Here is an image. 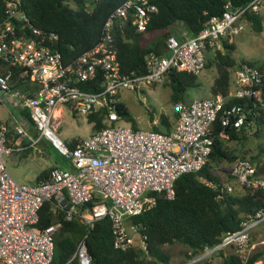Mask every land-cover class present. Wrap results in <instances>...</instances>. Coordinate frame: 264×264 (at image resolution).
Masks as SVG:
<instances>
[{"label": "built area", "instance_id": "2783aa9c", "mask_svg": "<svg viewBox=\"0 0 264 264\" xmlns=\"http://www.w3.org/2000/svg\"><path fill=\"white\" fill-rule=\"evenodd\" d=\"M263 8L264 0L235 8L228 3L223 15L210 19L197 35L189 37L182 31L180 36H169L167 55L148 53L146 72L138 74L122 71L115 30L122 33L124 24L132 18L133 26L143 32L157 11L150 0H125L104 22L100 40L75 56L57 49L58 34L32 25L21 0H8L0 16V103L16 99L29 113L35 133L16 125L10 139V125L0 120V264H53L54 235L62 221L42 230L36 228L46 201H52L54 212L62 213L65 221L76 220L92 227L96 221L110 218L114 247L122 251L132 247L135 237L127 229V219L154 208L160 193L174 199L177 179L205 166L217 119L224 128L240 129L253 113L252 108L232 101L250 99L255 105L264 104V67L241 63L233 72L227 96L177 104L179 117L168 132L118 126L121 91L140 92L168 82L172 69L200 76L207 51L221 50L223 40H231L244 28L245 15L258 14ZM16 70L17 79L26 81V92L13 88ZM33 82L39 87L31 91L27 86ZM64 105L71 115L89 116L103 110L107 126L69 147L55 125L56 109ZM18 136L22 139L16 144ZM25 137L28 143L23 142ZM43 140L62 153L74 170L55 168L47 179L35 184L16 181L5 157ZM230 171L240 186L264 187V176L248 159L234 161ZM228 190L233 187L228 186ZM263 221L264 209H260L241 229L227 232L216 248L183 264H193L225 247H235L246 263L256 248L253 230ZM132 230L144 246L142 234L135 226ZM66 264H92L86 236Z\"/></svg>", "mask_w": 264, "mask_h": 264}, {"label": "trees", "instance_id": "16d2710c", "mask_svg": "<svg viewBox=\"0 0 264 264\" xmlns=\"http://www.w3.org/2000/svg\"><path fill=\"white\" fill-rule=\"evenodd\" d=\"M7 1L0 0V16ZM124 1L21 0V4L34 27L58 34L57 49L66 56H75L91 49L100 40L104 22ZM150 1L157 6V11L143 32L137 31L133 26L132 18L124 24L122 33L119 32L121 30H115V44L123 72L145 73L147 54L155 52L166 55V39L169 36H180L182 31H186L189 37H193L210 19L221 17L228 3L235 8L247 5L252 0ZM244 21L255 31H263L259 14L247 13ZM177 25L183 27L179 32L175 29ZM223 43L225 51L215 50L213 58H206L205 68L215 65L217 70L212 97L229 94L233 72L244 63L238 62L234 57V44L225 41ZM2 70L3 68L0 71ZM18 75L19 71L16 70L13 88L26 91V81L18 80ZM168 77L166 83L172 88V102L175 105H187L188 102L183 99L184 94L188 89L199 86V76L172 69ZM232 103H242L247 108H252L253 113L248 115L245 124L240 129L224 128L217 119L211 131L214 139L212 151L205 166L197 172L185 173L177 179L174 199H168L160 193L154 208L128 220L144 237V246L136 237L133 246L128 250H118L113 244L114 233L110 218L96 221L92 227L76 220L65 221L62 213L54 212L52 201H46L39 211L36 228L42 230L58 220L62 221V226L54 235L53 264H66L74 254L78 242L85 236L92 264H171L167 247L176 243L186 248L187 260H196L204 255L207 249L216 248L227 232L241 229L245 221L260 209H264V187L240 186L229 191L228 186L236 182L231 171H228L227 178L214 173L215 166L225 161L250 160L244 153L233 156L225 143L247 140L246 133L252 128V123L255 120L258 125L264 122V111L260 103L255 105L250 99L234 100ZM119 114L121 117L129 116V111L123 103L120 105ZM25 115L27 122L33 125L27 111ZM87 120L92 125L93 133L107 126L103 110L90 114ZM162 122L168 125L165 116H162ZM153 129L162 131L158 126H153ZM78 140L66 143L69 147H74ZM55 168L57 167L53 166L43 170L37 176V182L47 179ZM213 254L222 257L221 264H257L259 258L264 255V250L256 247L246 263H243L235 247H231V251L226 255L223 249H216ZM208 258L193 264L207 261Z\"/></svg>", "mask_w": 264, "mask_h": 264}, {"label": "rangeland", "instance_id": "374dc122", "mask_svg": "<svg viewBox=\"0 0 264 264\" xmlns=\"http://www.w3.org/2000/svg\"><path fill=\"white\" fill-rule=\"evenodd\" d=\"M258 14L261 16L263 31L257 32L249 24L245 23L244 28L230 39L235 46L233 55L238 61L264 67V15H261V11ZM182 28V25H177L175 29L179 32ZM216 74L217 70L215 65L206 67L198 78L200 85L188 89L184 94V101L189 103L196 99L209 98L210 86L213 84V79ZM31 84L33 88L39 87L36 82ZM158 85L145 87L140 92L130 90L121 91L120 97L122 103L129 111V116L121 117L116 124L118 126L135 127L138 130L153 131L151 120L154 118L158 120V127L163 132H167L168 127L163 126L162 116H172L173 114L171 121L168 118L169 116H166L171 125L178 118L179 112L177 106L170 101L171 86L169 85L161 89L162 86L160 84ZM261 108L264 111V104L261 105ZM56 119L57 134L66 142L85 139L93 133L92 125L88 122L87 116L81 114L71 115L69 108L65 105L59 106L56 109ZM251 126L252 128L246 133L247 140L228 141L225 143V146L233 156L244 153L258 167L260 175L264 176V122L258 125L255 120ZM25 127L28 133H33V125L26 122ZM32 137L35 138L34 136ZM28 142L29 138L26 139V143ZM5 163L12 177L16 179L17 176L26 174V178L30 180V184H35L36 177L43 170L53 166L71 171L74 170L69 160L45 140L24 152L13 153L11 157L6 156ZM232 165L233 162L225 161L220 163L215 166L214 173L227 178L229 175L228 171H230ZM231 185L235 188L240 187L237 182ZM127 221L126 226L128 231L136 238L138 233L132 230V225L129 221L127 223ZM252 242L256 245L255 247H261L264 250V221L253 230ZM167 250L171 256L172 264H183L186 262V248L183 245L176 243L168 246ZM225 251L230 252L231 248H226ZM207 257H210L207 261L204 260L195 264H221L222 258H220L221 256L219 254H213ZM257 264H264V255L259 258Z\"/></svg>", "mask_w": 264, "mask_h": 264}, {"label": "crops", "instance_id": "0c3cea01", "mask_svg": "<svg viewBox=\"0 0 264 264\" xmlns=\"http://www.w3.org/2000/svg\"><path fill=\"white\" fill-rule=\"evenodd\" d=\"M261 15H264V8L261 10ZM223 41H225L227 43H233L232 40H228V39H225ZM223 48H224V43H223ZM223 50H225V48ZM214 51L215 50H209V51H207L206 58H208V57L209 58H213ZM166 55H167V53H166ZM238 62H240V61H238ZM232 79H233V77H232ZM213 81H214V79H213ZM160 85L162 86L161 89H164V88H166V86H169V84L166 83V82L163 83V84H160ZM212 86H213V84L210 86V90H209V93H208V96L209 97H212ZM27 87L30 88L31 91H33L35 89V88L32 87V84L28 85ZM31 91H29V92H31ZM171 97H172V91H171ZM170 101L172 102L171 99H170ZM174 108H175V106H174ZM25 113H26V109H24L23 107H21L16 99L7 98L4 103H0V120L5 121L6 123H8L10 125V127H11L10 139H11V136L16 133L15 132V126L16 125H22L23 127L26 126V115H25ZM163 116H165V115H163ZM166 116H165V118H166ZM168 116L167 117L171 121V119L173 118V114H172V116H170V115H168ZM177 120H178V118L175 119L174 122H172L171 125L169 124V121L168 120H167L168 125L164 124L163 122H162V124H163V126L165 125L166 127H168L167 128L168 131H171L173 129V127L175 126V124L177 123ZM151 121H152L151 122V125L152 126H158L159 125L158 120L152 118ZM169 125H170V127H169ZM25 129H26V127H25ZM32 131H33V133H35L34 127H33ZM16 139H17V141L16 140H14V141H16V144H17V142H20L22 138L18 136ZM23 142L26 143V137L23 139ZM13 143H15V142H13ZM12 155H9L8 157H11ZM15 180L18 181V182H20V183H30V180H28V178H26V174L23 175V176H17V178ZM26 181H29V182H26ZM36 182H37V177L35 179V183ZM226 248H231V247H225V248H223L224 255H226V253H228V251H225ZM212 255H213V253H209L208 254V256H212ZM220 258H222V257H220Z\"/></svg>", "mask_w": 264, "mask_h": 264}]
</instances>
